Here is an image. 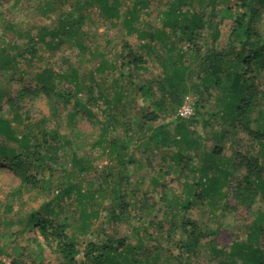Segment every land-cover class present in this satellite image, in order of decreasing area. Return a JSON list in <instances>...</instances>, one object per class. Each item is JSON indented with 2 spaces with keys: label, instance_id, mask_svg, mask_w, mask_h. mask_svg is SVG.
I'll return each mask as SVG.
<instances>
[{
  "label": "rangeland",
  "instance_id": "rangeland-1",
  "mask_svg": "<svg viewBox=\"0 0 264 264\" xmlns=\"http://www.w3.org/2000/svg\"><path fill=\"white\" fill-rule=\"evenodd\" d=\"M59 1L21 0L15 4L14 0H0V50L9 46H23L28 41V35L35 36L41 28L53 27L60 16L72 10L75 3V0ZM120 1L122 15L133 4L137 5V19L133 22L135 31L132 33L124 26V18L109 22L97 8L86 9L82 12L85 19L80 36L85 46L84 51H80L72 43H66L56 51H48L38 44L35 57L27 55L24 59H17L18 64L14 70L0 71V94L3 95L0 117L11 125L18 139L27 134L33 141L38 138L40 140L42 132L45 131L50 134L45 137L48 146L56 147V164H51V175H47L51 176L50 182L40 185L39 188L28 190L10 169L0 166V264L62 263L54 250L55 241L50 246L37 228L31 232L24 230L26 219L35 212L48 222L54 220L61 223L65 234L74 241L79 251L86 244L96 241L101 230H104L117 239L125 238L128 257L134 251V257L143 261L148 254V264H219L222 257L216 255L217 252L223 251L226 254L234 241H244L256 214L264 213L263 202H259L252 211L246 212L235 206L230 197L218 200L215 206H210L205 200L185 210L179 208L177 203L189 196L186 184L195 183L202 175L197 169L201 161H195L196 168L193 171L176 175L170 158L174 151L161 143L155 144L165 133L161 130L173 135L176 126L182 124L199 135L201 142L206 140L207 152H212L215 146L221 147V155L227 162V167L231 166L236 149L242 153L259 155L260 146L237 125L235 131L220 134L222 129L229 126L223 123L222 106L216 96L217 92L212 88L208 92L209 96L191 90L177 110L152 124L150 129L137 125L140 113L147 110L150 101L139 96L128 84L133 82L134 85H148L155 99L160 98L161 61L165 58V51L157 41L150 44L148 51L144 47L145 41L137 36L142 31L158 30L161 27V14L169 0ZM198 1L206 0H196V3ZM239 3L240 0H229L232 9H237L236 4ZM216 8L218 13L222 6ZM78 14L76 12L73 16L77 17ZM257 24L264 31V9L260 11ZM231 25V20L222 21L219 27L221 36L215 45L217 49H224L228 45ZM204 39V43H201L203 51L209 43L207 37L204 36ZM123 45L139 54L144 63L138 70H129L127 67L124 69L127 89L123 91L122 104L114 109L110 125H105L107 140H121L125 134L131 137V146L125 158L126 162L130 158V163L122 169L97 144L106 116L103 104H88L90 114L78 113L70 125L67 120L68 110L62 100L49 99L39 92L33 78L45 68L61 73L76 69L80 78L87 84H92L91 74L100 62H117ZM186 47L185 44L183 48ZM8 54H13V51ZM187 64L193 72L190 76L191 82H194L198 63L194 59H188ZM127 74H130L128 80ZM94 77L97 81L110 82L119 77V73H108L105 77L96 74ZM131 78L133 80L129 81ZM258 84L264 89V75L260 77ZM24 86L30 87L33 94L24 95ZM78 98L84 100L86 97L81 94ZM186 105L190 108V114L182 116V108ZM254 127L255 123H252L251 128ZM53 132L61 136L60 146L56 138L52 139ZM1 142L8 147L17 146L2 137ZM74 157L86 160L88 168L82 175L77 173V168L70 169ZM262 160L264 166V152ZM244 172H234V176L229 179L230 183ZM120 174L125 179H119ZM215 174L214 170L208 172V176ZM114 181L119 184V191L126 195L130 206L128 220L116 224L106 218L107 211L113 207L111 189ZM66 185H77L85 193L89 190L97 192L99 188L105 191L102 197L94 193L93 200L88 202L94 203V209L99 215L92 220L85 235L77 230L78 209L75 194L69 196L60 192ZM222 191H226V188ZM183 223L185 227H182ZM192 224L196 225L202 238L194 253H188L187 250L191 248H188L187 231ZM76 260L77 264H83L81 254Z\"/></svg>",
  "mask_w": 264,
  "mask_h": 264
},
{
  "label": "trees",
  "instance_id": "trees-1",
  "mask_svg": "<svg viewBox=\"0 0 264 264\" xmlns=\"http://www.w3.org/2000/svg\"><path fill=\"white\" fill-rule=\"evenodd\" d=\"M20 1L14 0L15 4ZM59 2L61 3V0ZM219 5L222 9L216 13L218 11L216 7ZM121 6L120 0H75L71 10L73 12L60 16L53 27H43L35 36L28 35V41L23 46H9L7 49L0 50V71L14 70L18 64L17 59H24L27 55L35 57L38 44L43 45L48 51H56L64 44L72 43L80 51H84L85 46L80 36L85 19L82 12L86 9L97 8L102 17L109 22L124 18V26L129 33H132L135 31L133 22L137 19V5L133 4L125 11V15L120 13ZM236 7L237 9H232L229 0H206L197 3L196 0H169L161 14V27L158 30L142 31L137 36L145 41L144 47L148 51L150 44L155 41L165 51V58L163 57L161 61L160 98L155 99L148 85H134L133 82L128 84V87L134 89L139 96L150 101L147 110L140 113L138 126L150 129L152 124L177 110L191 90L200 91L202 92L200 94L209 96L208 92L212 88L217 92L216 96L222 106L223 123L229 126L225 130L222 129L220 134H229L238 126L260 146L259 155L242 153L236 149L231 166L227 167V162L221 155V147L215 146L212 152H207L206 140L201 142L199 135L182 124L176 126L173 135L161 130L165 133L155 144L161 143L174 151L170 158L176 175H184L188 170L193 171L196 168L195 161H201L197 168L202 174L201 177L195 183L186 184L187 194L190 197L193 196L192 199L188 196L177 203L179 208L184 210L205 200L210 206H215L218 200L221 201L227 197L231 198L235 206L243 208L246 212L252 211L259 202L264 203L262 160L264 89H261V85L258 84V80L264 75V31L257 24L260 11L264 9V0H240ZM76 12L79 14L74 17ZM225 19L232 22L228 34V45L224 49H217L215 45L221 36L219 27ZM204 36L209 43L203 51L201 43L205 41ZM185 44L187 47L184 49ZM9 51H13V54L9 55ZM187 57L198 63L194 82L190 79L193 72L188 67ZM117 59V62L113 63L101 61L91 74L92 84H87L80 78L76 69L61 73L45 68L35 74L33 79L39 92L49 99L62 100L68 110L67 120L70 125L78 113L90 114L88 104H103L106 116L97 144L123 169L130 163V158H127V162L125 158L131 146V137L125 134L121 140H107L106 126L110 125L114 109L122 104L123 91L127 89L124 69L127 67L129 70L131 68L138 70L144 62L142 57L133 53L127 45L122 46ZM116 72L119 73V77L113 78L110 82L97 81L94 77L96 74L105 77L108 73ZM129 75L127 74V80ZM132 80L131 78L129 81ZM22 92L26 96L33 94L28 86H24ZM81 94H85L84 100L78 98ZM125 96H127L126 93ZM2 97L3 95L0 94V103ZM252 123H255L254 129L251 128ZM47 135L50 134L43 131L40 140L38 138L33 141L27 134L21 135L18 139L11 125L0 117V137L17 145L8 147L3 142L0 143V166L10 169L21 180L22 186L28 190L39 188L40 185L50 182L51 176L47 177V175L52 171L51 164H56V147L48 146L45 138ZM51 137L53 140L56 138L60 146L61 136L53 132ZM86 165L85 159L74 157L71 160L70 169L77 168V173L82 175L88 168ZM212 170L216 174L208 176V172ZM242 170L245 171L244 174L230 183L229 179L234 176V172ZM119 179L125 178L120 174ZM118 185L114 181L111 189L113 207L107 211L106 217L108 221L115 224L127 221L130 212L126 195L119 191ZM223 188H226V191L223 192ZM60 192L69 196L75 194L78 209L77 230L85 235L90 229L92 220L99 215L94 209V203L88 204V202L93 200L94 193L102 197L105 191L99 188L97 192L89 190L86 194L77 185H66ZM25 222V231L31 232L37 228L50 246L55 241L54 250L62 259L61 264H77L76 258L80 254L83 264H148V254L144 256L143 261H138L136 256L134 257L136 255L134 251L128 257L125 238L117 239L104 230H101V235L96 241L86 244L84 249L79 251L74 241L65 234V228L61 223H56L54 220L48 222L38 212L29 215ZM182 227H185L184 223ZM189 227L187 243L191 250L187 252L194 253L202 236L196 225L192 224ZM248 229L249 233L244 241H234L226 254L223 251L217 252L216 255L222 257L219 264H237V262L264 264V213H257Z\"/></svg>",
  "mask_w": 264,
  "mask_h": 264
},
{
  "label": "built area",
  "instance_id": "built-area-1",
  "mask_svg": "<svg viewBox=\"0 0 264 264\" xmlns=\"http://www.w3.org/2000/svg\"><path fill=\"white\" fill-rule=\"evenodd\" d=\"M188 114H190V108L187 105L183 106L182 111H181V115L185 116V115H188Z\"/></svg>",
  "mask_w": 264,
  "mask_h": 264
}]
</instances>
